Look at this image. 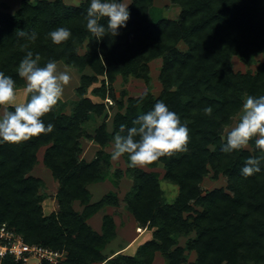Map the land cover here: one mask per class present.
<instances>
[{
	"label": "trees",
	"instance_id": "obj_1",
	"mask_svg": "<svg viewBox=\"0 0 264 264\" xmlns=\"http://www.w3.org/2000/svg\"><path fill=\"white\" fill-rule=\"evenodd\" d=\"M154 1L131 0L127 27L116 38L105 36L99 42L85 27L89 0L77 5L20 0L15 11L0 10V71L16 81V89L25 87L16 68L28 50L40 55L41 65L53 59L80 74L76 99L59 100L42 117L45 125H54L52 132L0 144V223L27 243L64 251L65 260L57 264H152L156 252L164 264H264V170L247 178L240 173L245 160L258 155L254 141L231 154L222 151L223 137L243 99L264 95V60L253 72L234 71L231 62L236 56L250 66L256 55L264 59V0H170L179 7V17L155 21L150 13ZM58 27L72 32L59 45L48 36ZM21 30L35 31L37 39L19 37ZM158 58L161 90L154 96L149 62ZM117 76L142 79L146 89L137 96H129L126 88L117 93ZM158 100L187 124L188 150L145 166L161 165L163 178L178 186V195L165 202L158 172L128 166L132 186L123 206L141 228L151 231V238L134 255L108 258L103 249L115 236L112 218L103 217L101 234L87 219L119 201L107 195L90 203L86 186L109 177L110 154L104 148L121 125L133 126ZM208 106L211 116L203 111ZM82 138L100 147L89 162L81 157ZM41 148L42 164L57 181L56 210L47 215L42 207L45 182L31 174ZM122 157L128 165L127 155ZM210 173L212 178L222 176L225 185L203 191L201 182ZM121 174L118 169L111 173L114 184ZM74 201L82 205L81 211L73 208ZM0 264L21 263L6 256Z\"/></svg>",
	"mask_w": 264,
	"mask_h": 264
},
{
	"label": "clouds",
	"instance_id": "obj_2",
	"mask_svg": "<svg viewBox=\"0 0 264 264\" xmlns=\"http://www.w3.org/2000/svg\"><path fill=\"white\" fill-rule=\"evenodd\" d=\"M129 4L127 0H89L85 27L92 39L99 42L105 36L113 39L119 36L130 19ZM16 35L35 41L38 34L21 30ZM48 36L53 44L59 45L67 41L72 32L69 28L58 27ZM40 61L38 53L34 55L28 50L16 68L18 76L25 81L27 99L23 103H16V81L0 71V106H6L0 113V144L20 143L53 131L54 125H45L42 117L57 105L70 75L59 70L53 59L43 65ZM146 95V92L143 93L139 99L143 100ZM203 111L211 116L213 108L208 106ZM189 132L187 124L181 122L178 114L158 100L150 110L133 121V126L121 125L113 137L111 159L116 161L127 155L128 166L135 168L156 162L163 156L186 152ZM223 139L222 151L227 154L244 149L250 141H254L258 155L245 160L240 169L242 176L247 178L264 170V95H248L243 99L238 120ZM160 188L169 200L178 195L176 185L163 183Z\"/></svg>",
	"mask_w": 264,
	"mask_h": 264
},
{
	"label": "crops",
	"instance_id": "obj_3",
	"mask_svg": "<svg viewBox=\"0 0 264 264\" xmlns=\"http://www.w3.org/2000/svg\"><path fill=\"white\" fill-rule=\"evenodd\" d=\"M63 2L67 4H73L77 5L82 0H78L77 4L72 3V0H62ZM62 63V62H57ZM63 64V63H62ZM64 65V64H63ZM79 84V80H78ZM78 86V85H77ZM76 86V87H77ZM17 90V89H16ZM23 90V89H22ZM90 96V95H89ZM25 97V96H24ZM94 101H97V98L94 99L91 97ZM61 100V99H60ZM17 104L25 102V98H16ZM62 101V100H61ZM66 112V111H65ZM69 113V112H66ZM112 117L109 115L107 118V131H112V124H111ZM97 124H100V118L97 119ZM91 131V129L89 130ZM81 142V148H82V154L81 157L89 162L93 160L96 157L97 151L100 149L98 144H95L94 142L87 140L85 138H82L80 140ZM113 142H111L108 146L104 148V151L108 154H110V172H113L114 170H120L122 174L120 177L116 180V184L111 182V180L107 177L101 181L90 183L86 186V189L90 193V203H94L102 199L104 196L112 195L115 198L118 199L119 205H115L113 203H108L102 206L98 211H96L93 215H91L87 219V223L91 226V228L97 232L98 234H101L102 232V224H103V217L108 215L112 218L114 226H115V236L113 239H111L103 249V254L108 257L112 258L118 254H124V255H134L137 248L143 244L145 241L151 238V231L141 228L133 216L124 208L123 206V199L125 194L131 189L132 181L130 176L127 173L128 165L124 162L125 168H113V162L111 159V151L109 150V147H111ZM44 148H41L39 152H41L38 156V163L35 165L33 170L31 171V174L35 177L43 178L45 183H50V186H52L56 192L57 190V181L54 180L52 177L51 172L44 167L42 164V154H43ZM38 152V153H39ZM38 155V154H37ZM122 158V157H121ZM139 168H143V166H137ZM148 169V168H147ZM37 173H36V171ZM149 170V169H148ZM39 173V174H38ZM111 175V173H110ZM48 199V198H46ZM44 200L42 207L43 212L45 215L49 214L50 212L56 210V202L55 199L52 198L49 203H47V200ZM54 204V205H53ZM73 208L75 210L81 211L82 205L78 201L73 202ZM122 216L124 218H122ZM137 228L140 229V232H137ZM162 259V264H164V259L160 255V253L156 252L154 254V259L152 261V264H156L157 259ZM96 264V263H93ZM102 264V263H99Z\"/></svg>",
	"mask_w": 264,
	"mask_h": 264
},
{
	"label": "rangeland",
	"instance_id": "obj_4",
	"mask_svg": "<svg viewBox=\"0 0 264 264\" xmlns=\"http://www.w3.org/2000/svg\"><path fill=\"white\" fill-rule=\"evenodd\" d=\"M77 1L78 0H72V3L77 4ZM19 2H20V0H0V10H4L7 12H13L18 8ZM127 2L130 3L131 0H127ZM150 13H151V17L154 21L160 17L177 19L179 17L180 9L178 6L171 3L170 0H155L153 3V7L151 8ZM178 47L181 50L185 49V45L181 44V43L178 45ZM81 51H83V50H81ZM262 60H264L263 56L259 54V55L255 56V63L250 65V66H246L236 56L232 57L231 62H232V68L234 71L245 72L246 70L249 69L253 72L255 67H256V63L259 61H262ZM160 65H161V60L159 58L154 59V60L149 62V68H150L149 74H150V78H151V82H150L151 92L154 94V96L159 95L160 90H161V85H160V82L158 80V73H159ZM58 69L61 71H66L70 75V81L64 87V91H63L61 100L66 102L69 100L76 99L77 96L75 93V88L78 85V80H79L80 74L75 69H70V68L66 67L65 65H63L62 63H60V64L58 63ZM85 72L88 73L89 71L87 70ZM113 87L117 93L122 88H126L129 96H137V95L141 94L143 91H145V89H146V86H145L144 81L142 79L134 78V77H128L124 80L120 76H117L116 80L113 83ZM88 95H90V93H88ZM16 98L17 99L18 98H22V99L26 98L25 87H22V88H19L16 90ZM94 99H96V98H94ZM16 102H18V101H16ZM107 103L110 104L111 102L110 103L107 102ZM4 107H6V106L0 107V113H2L4 111ZM65 111L69 112L70 110L68 107H66ZM114 111L115 110L111 111V113L113 114ZM239 114H240V111L236 115V117L233 119L231 127L235 126V124L238 120ZM109 150L112 151V146L109 147ZM40 153L41 152L38 153V156ZM112 162H113V168H116V167H118V168L120 167L123 169L125 168V164H124L125 161H124L123 157L120 158L119 160H116V161L112 160ZM147 168L148 167L143 166V169H145V170L149 169V170H153V171L158 172V174H159L158 178H159L160 185L163 183H170L163 178L164 171H163V168L161 167V165H159L155 168H148V169ZM36 173H37V171H36ZM110 173H112V172H110ZM108 178L111 180V182H113L111 175H109ZM41 179L43 181H45L43 178H41ZM170 184H173V183H170ZM173 185H175V184H173ZM224 185H225V180L222 176H218L217 178H212L211 173L209 175H207L206 177H204L203 181L201 182V186H202L203 191L211 190L213 188L221 187ZM44 190L46 193V197L48 198V199H46L47 200L46 202L49 203L51 201V199L54 198L55 190L52 186H50V183H48V182H47V184L45 183ZM163 195H164V200L167 203L172 202L176 197L175 196L174 199L169 200L164 192H163ZM122 218H124V217L122 216ZM137 232L139 233L140 229L137 228ZM184 242H185V238L181 237L179 239V244L183 245ZM189 259L190 260L194 259L193 253L190 254ZM156 264H162V259L158 258Z\"/></svg>",
	"mask_w": 264,
	"mask_h": 264
},
{
	"label": "built area",
	"instance_id": "obj_5",
	"mask_svg": "<svg viewBox=\"0 0 264 264\" xmlns=\"http://www.w3.org/2000/svg\"><path fill=\"white\" fill-rule=\"evenodd\" d=\"M6 256L21 264H40L42 261L57 264L66 257L64 251L27 243L20 234L9 229L5 223H0V263Z\"/></svg>",
	"mask_w": 264,
	"mask_h": 264
}]
</instances>
